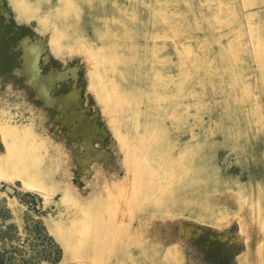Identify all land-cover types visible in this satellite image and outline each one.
Here are the masks:
<instances>
[{"label":"rangeland","instance_id":"rangeland-1","mask_svg":"<svg viewBox=\"0 0 264 264\" xmlns=\"http://www.w3.org/2000/svg\"><path fill=\"white\" fill-rule=\"evenodd\" d=\"M0 264H264V0H0Z\"/></svg>","mask_w":264,"mask_h":264},{"label":"water","instance_id":"water-1","mask_svg":"<svg viewBox=\"0 0 264 264\" xmlns=\"http://www.w3.org/2000/svg\"><path fill=\"white\" fill-rule=\"evenodd\" d=\"M6 190H7V191H11V189H10V188H8V187L6 188Z\"/></svg>","mask_w":264,"mask_h":264}]
</instances>
